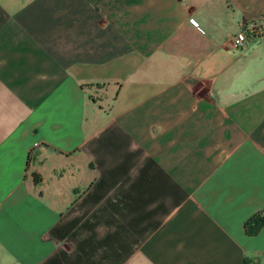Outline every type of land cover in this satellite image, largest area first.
Here are the masks:
<instances>
[{
  "label": "crops",
  "instance_id": "obj_1",
  "mask_svg": "<svg viewBox=\"0 0 264 264\" xmlns=\"http://www.w3.org/2000/svg\"><path fill=\"white\" fill-rule=\"evenodd\" d=\"M258 213L264 0H0V264H264Z\"/></svg>",
  "mask_w": 264,
  "mask_h": 264
},
{
  "label": "built area",
  "instance_id": "obj_2",
  "mask_svg": "<svg viewBox=\"0 0 264 264\" xmlns=\"http://www.w3.org/2000/svg\"><path fill=\"white\" fill-rule=\"evenodd\" d=\"M258 25L255 21H248L244 26L234 34L233 45L236 48H244L251 39L258 36Z\"/></svg>",
  "mask_w": 264,
  "mask_h": 264
},
{
  "label": "trees",
  "instance_id": "obj_3",
  "mask_svg": "<svg viewBox=\"0 0 264 264\" xmlns=\"http://www.w3.org/2000/svg\"><path fill=\"white\" fill-rule=\"evenodd\" d=\"M264 225V213H258L246 221V230L249 234H256Z\"/></svg>",
  "mask_w": 264,
  "mask_h": 264
}]
</instances>
